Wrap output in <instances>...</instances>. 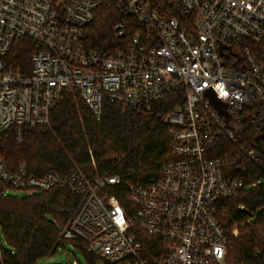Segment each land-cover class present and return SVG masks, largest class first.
I'll list each match as a JSON object with an SVG mask.
<instances>
[{
	"label": "built area",
	"instance_id": "2783aa9c",
	"mask_svg": "<svg viewBox=\"0 0 264 264\" xmlns=\"http://www.w3.org/2000/svg\"><path fill=\"white\" fill-rule=\"evenodd\" d=\"M103 1L0 0V132L11 128L20 141L23 126H50L66 92H78L97 120L102 95L147 112L175 92L181 103L162 117L171 160L135 184L88 177L74 162L34 175L0 159L6 193L60 187L78 196L60 246L79 242L109 264H228L217 203L264 181V154L240 139L264 130V0H113L122 15L111 26L114 42L89 49L84 31ZM20 37L40 45L27 69L7 59ZM251 165L263 177L247 182ZM138 232L157 239L153 249Z\"/></svg>",
	"mask_w": 264,
	"mask_h": 264
},
{
	"label": "trees",
	"instance_id": "16d2710c",
	"mask_svg": "<svg viewBox=\"0 0 264 264\" xmlns=\"http://www.w3.org/2000/svg\"><path fill=\"white\" fill-rule=\"evenodd\" d=\"M121 16L113 0H104L85 28L86 47L112 44L111 26ZM39 48L31 38L20 37L7 59L13 67L27 69L30 53ZM178 98L175 92L165 93L146 112L102 95L101 118L97 120L78 92H66L50 111V126H23L20 141L11 128L0 132V159L10 169L24 163L34 175L64 172L74 162L88 177L117 174L127 183H143L171 160L162 117L181 103ZM240 139L264 154V130L242 132ZM262 177L251 165L246 181ZM78 201V196L60 187L12 195L0 180V230L5 241H0V264H36L39 258L54 253L60 246V230ZM216 216L227 235V263L264 264V181L221 198ZM137 237L148 249L157 242L141 232ZM72 243L89 264H96L98 257L84 251L81 243Z\"/></svg>",
	"mask_w": 264,
	"mask_h": 264
},
{
	"label": "rangeland",
	"instance_id": "374dc122",
	"mask_svg": "<svg viewBox=\"0 0 264 264\" xmlns=\"http://www.w3.org/2000/svg\"><path fill=\"white\" fill-rule=\"evenodd\" d=\"M9 194L20 196L22 195L18 190L9 189L7 191ZM232 234L236 236L237 227L236 225L232 226ZM0 241L5 243L4 237L0 230ZM66 251L69 253V257L66 255ZM77 262V264H89L86 260L84 253L77 247L73 246L70 242H66L64 249L61 246H58L56 251L52 254H49L45 257L39 258L36 261V264H67L71 262ZM96 264H105L104 261L100 258L96 260Z\"/></svg>",
	"mask_w": 264,
	"mask_h": 264
},
{
	"label": "water",
	"instance_id": "95a60500",
	"mask_svg": "<svg viewBox=\"0 0 264 264\" xmlns=\"http://www.w3.org/2000/svg\"><path fill=\"white\" fill-rule=\"evenodd\" d=\"M223 46V44L220 45V48ZM235 55L240 58V55L238 53H235ZM210 101L213 104L214 107L218 110L221 117L225 120L226 125L231 128L232 130L236 129L235 126V120L232 118L226 109H224V103L221 100L216 99L214 96L209 95Z\"/></svg>",
	"mask_w": 264,
	"mask_h": 264
}]
</instances>
